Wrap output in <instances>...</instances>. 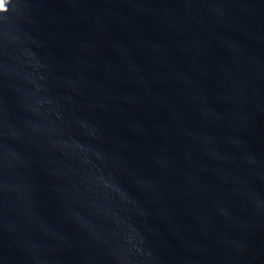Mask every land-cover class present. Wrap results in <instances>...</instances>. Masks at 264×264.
<instances>
[{
  "label": "water",
  "instance_id": "95a60500",
  "mask_svg": "<svg viewBox=\"0 0 264 264\" xmlns=\"http://www.w3.org/2000/svg\"><path fill=\"white\" fill-rule=\"evenodd\" d=\"M0 264H264V0H0Z\"/></svg>",
  "mask_w": 264,
  "mask_h": 264
}]
</instances>
